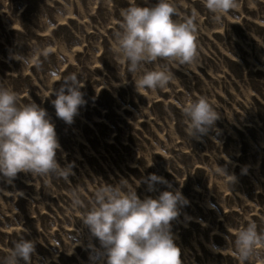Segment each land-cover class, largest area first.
<instances>
[{
  "label": "rangeland",
  "instance_id": "obj_1",
  "mask_svg": "<svg viewBox=\"0 0 264 264\" xmlns=\"http://www.w3.org/2000/svg\"><path fill=\"white\" fill-rule=\"evenodd\" d=\"M174 3L177 18L197 13L199 55L193 66L156 61L174 79L152 91L135 89L134 73L126 82L111 50L127 0H0V82L46 110L60 144L57 162L72 168L68 180L18 172L9 182L0 175V254L23 237L34 241L28 264H103L102 246L69 193L91 196L121 179L141 199L165 189L186 197L170 222L181 264H239L235 229L252 220L264 230V0H238L221 23L204 0ZM43 13L51 24L41 23ZM37 47L50 49L38 66L31 60ZM72 73L85 103L66 123L55 114L54 96H45ZM199 96L218 118L190 136L182 105ZM153 173L166 183L150 190ZM249 264H264V253Z\"/></svg>",
  "mask_w": 264,
  "mask_h": 264
},
{
  "label": "clouds",
  "instance_id": "obj_2",
  "mask_svg": "<svg viewBox=\"0 0 264 264\" xmlns=\"http://www.w3.org/2000/svg\"><path fill=\"white\" fill-rule=\"evenodd\" d=\"M215 22L221 23L225 14L238 6V0H204ZM58 10L57 15H62ZM119 29L115 33L112 53L125 66L122 75L136 74L135 89L165 88L174 79L167 65L156 64L163 58L178 66L195 65L198 58L196 43L197 13L177 18L174 0H127L119 10ZM39 20L48 25L47 13ZM50 49L34 48L31 60L39 65L41 52ZM14 58L28 63V58ZM155 64L153 68L147 67ZM78 73L64 76L59 87H51L45 97L54 96L51 104L57 117L71 123L78 109L85 103ZM125 82V83H126ZM54 85V83H53ZM186 132L190 136L205 133L218 113L204 96L188 99L182 105ZM60 148L46 110L34 101L22 102L19 94L0 82V175L14 178L18 172L36 176H57L68 180L71 165L61 166L56 159ZM225 174L227 172L223 168ZM235 180L233 175L232 183ZM140 181L137 180L136 184ZM166 183L163 177L150 174L147 183ZM71 208L79 211V219L98 238L102 246L103 264H181L180 249L174 242L170 222L179 215V206L187 204L179 189L162 190L155 197H138L133 184L121 179L114 184L102 183L88 196L82 189L69 193ZM234 255L239 264H249L264 253V230L249 220L234 231ZM219 251V249H217ZM34 252V241L14 239L0 254V264H28Z\"/></svg>",
  "mask_w": 264,
  "mask_h": 264
}]
</instances>
